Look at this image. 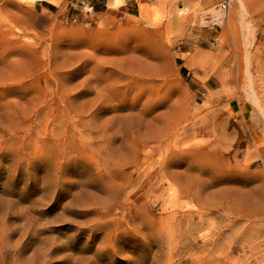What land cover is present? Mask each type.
<instances>
[{"label":"rangeland","instance_id":"374dc122","mask_svg":"<svg viewBox=\"0 0 264 264\" xmlns=\"http://www.w3.org/2000/svg\"><path fill=\"white\" fill-rule=\"evenodd\" d=\"M37 1L0 0V264H264V0Z\"/></svg>","mask_w":264,"mask_h":264},{"label":"crops","instance_id":"0c3cea01","mask_svg":"<svg viewBox=\"0 0 264 264\" xmlns=\"http://www.w3.org/2000/svg\"><path fill=\"white\" fill-rule=\"evenodd\" d=\"M113 2L114 0H57V3H52L47 0H38L35 4V10L46 17L60 14L64 16L76 15L79 18L94 16V19H92L94 25L89 29H101L103 33L107 32L106 30L110 31V29H116V33H119V29H157L141 24L116 22L115 17H119L120 21H129L132 17H138L140 14V5L139 0H123L118 10H110ZM183 68L188 72L189 76H192L191 81L193 84L203 87L202 83H200L201 81L198 79L199 77L197 78V76H200L198 72L199 68H196V72H192L186 67V62L183 63Z\"/></svg>","mask_w":264,"mask_h":264},{"label":"built area","instance_id":"2783aa9c","mask_svg":"<svg viewBox=\"0 0 264 264\" xmlns=\"http://www.w3.org/2000/svg\"><path fill=\"white\" fill-rule=\"evenodd\" d=\"M228 7H229V4L228 3H223L222 4V8L224 9V10H227L228 9ZM68 18H67V21H72V22H77V18L76 17H74V16H67Z\"/></svg>","mask_w":264,"mask_h":264},{"label":"bare ground","instance_id":"6f19581e","mask_svg":"<svg viewBox=\"0 0 264 264\" xmlns=\"http://www.w3.org/2000/svg\"><path fill=\"white\" fill-rule=\"evenodd\" d=\"M212 19V18H211ZM214 19V18H213ZM216 19V18H215ZM217 20V19H216ZM213 21H215V20H213ZM218 21V20H217ZM216 22V21H215Z\"/></svg>","mask_w":264,"mask_h":264},{"label":"trees","instance_id":"16d2710c","mask_svg":"<svg viewBox=\"0 0 264 264\" xmlns=\"http://www.w3.org/2000/svg\"><path fill=\"white\" fill-rule=\"evenodd\" d=\"M184 70V69H183Z\"/></svg>","mask_w":264,"mask_h":264}]
</instances>
